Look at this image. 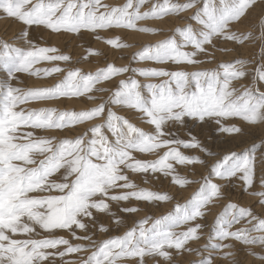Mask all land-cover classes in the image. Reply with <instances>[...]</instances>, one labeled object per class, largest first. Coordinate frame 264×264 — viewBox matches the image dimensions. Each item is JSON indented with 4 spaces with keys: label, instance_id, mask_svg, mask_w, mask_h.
<instances>
[{
    "label": "snow or ice",
    "instance_id": "obj_1",
    "mask_svg": "<svg viewBox=\"0 0 264 264\" xmlns=\"http://www.w3.org/2000/svg\"><path fill=\"white\" fill-rule=\"evenodd\" d=\"M257 6H264V0H125L116 5L103 0H0V14L24 26L22 46L0 40V68L7 73V80L0 82V264H127L129 260L146 264L145 257L171 262V250L195 253L199 259L189 264H214L217 257L238 264L233 242L245 246L248 255L264 261V255L253 251L254 247L264 249V217L234 202L227 203L215 217L203 250L188 246L190 241L200 239L204 225L198 221L224 196V185L213 178L228 182L238 178L244 191L258 198L264 207V179L259 190H251L255 183V153L264 149V138L251 146V152L240 155L231 151L208 165L202 156L187 155L181 148L198 150L204 157H216L217 153L190 131L184 139L174 130L186 129L189 121L212 123L220 134L235 136L243 134L244 127L225 121L238 119L247 126H264V62L250 71L248 66L254 61L239 57L213 68L196 67L212 62L214 55L209 49L234 51L218 47L217 42L243 46L260 40L264 53V16L260 18L258 36L253 31L233 28ZM193 9L191 19L198 29L190 24L176 27L172 36L143 46L131 59L189 65L195 70L117 66L111 62L87 73L59 64L34 68L41 61L72 62V57L60 53L57 47L37 46L29 38L34 27L77 37L90 32L107 46L123 49L131 45L119 36H100L99 31L156 34L161 30L139 22L160 21ZM175 34L181 38L179 41ZM188 48L191 51L185 50ZM93 55L102 53L89 47L80 59ZM18 73L64 75L52 86L23 88L12 83H22ZM127 73L131 75L121 78ZM249 75L250 85L233 86ZM136 76L146 82L141 83ZM113 79H117L113 89L99 86ZM154 80L159 82H151ZM73 98H82L92 106L81 110L21 107L33 101ZM117 107L138 113L150 130L118 114L114 110ZM97 120L100 122L92 123ZM85 123L89 127L74 138L35 134V130L64 131ZM137 154L155 158L142 159ZM175 165L207 166L210 171L194 181L180 175ZM129 173L140 174L145 183L149 176L159 173L180 188L192 183H199V188L166 214L145 216L122 235L94 239L90 225L99 232L109 231L99 222V215L112 217L117 225L123 223L112 211L113 203L120 206L121 212L131 214L140 209L121 202L134 199L160 204L173 199L166 192L139 187ZM242 221L244 226L234 227ZM182 226L183 230L177 231ZM59 231L68 233L71 240L57 235Z\"/></svg>",
    "mask_w": 264,
    "mask_h": 264
},
{
    "label": "rangeland",
    "instance_id": "obj_2",
    "mask_svg": "<svg viewBox=\"0 0 264 264\" xmlns=\"http://www.w3.org/2000/svg\"><path fill=\"white\" fill-rule=\"evenodd\" d=\"M103 2L116 5L123 4L125 0H103ZM180 2H184V0H180ZM199 6V5H198ZM147 7V6H146ZM145 9H142V11ZM194 9L184 12L179 16H170L166 17L160 21H142L139 22L141 25H146L150 27H156L161 31L156 34H146L140 33L137 31L131 30H111V31H99V35L103 37H114L119 36L121 40L131 47L123 48V49H113L107 46L103 41L97 40L95 35L90 32H83L81 37H77L72 34H52L50 30H45L41 28H33L29 32V38L39 47H57L60 53L69 54L72 57V62L65 64L64 62H47L41 61L39 64L34 65V68H51L59 64V66L64 68H80L84 72H95L100 68H103L107 63L111 62L117 66L131 65V67H162L168 70H176L178 67L183 68L185 70H195L193 66L189 65H174L171 63L168 64H156L151 61H143L137 62L132 60L131 57L133 53L142 49L143 46L148 44H154L155 42L164 39L168 36H172L174 34V29L176 27H184L186 25H192L194 29H198L199 25L197 22L191 17L194 14ZM263 12V13H262ZM264 16V6H257L254 8L250 14L243 19L240 23L233 25L235 30L239 32H247L253 31L257 36L259 35V22L260 18ZM4 19V20H3ZM6 20V21H5ZM6 23V24H5ZM24 26L16 21L15 19L7 18L5 15L0 14V40L8 41L15 46H22V31ZM4 31V32H3ZM11 31V32H10ZM5 33V34H4ZM176 35V39L179 41L181 38L178 34ZM17 36V37H16ZM21 38V39H20ZM218 43V47L231 48L234 49L232 52L222 53L217 49H209L210 52L213 53L214 59L212 62L203 63L196 67L198 68H213L217 63L222 61H231L234 58H245L253 60V64L248 66L249 71L260 63L264 62V53L261 52V41L256 40L255 42H246L243 46H237L233 43ZM93 48L98 50L102 55H93L89 56L87 60L80 59L85 55V50L87 48ZM186 51H191V48L185 49ZM248 51V52H246ZM200 59H204L205 57L200 56ZM77 60H80L77 63ZM2 72V73H1ZM4 74V75H3ZM63 73L53 74L51 76H43L41 73L39 76H30L27 73H18V81H12L14 86L23 87V88H35V87H48L57 83L63 76ZM131 75V73L125 74L124 77ZM135 78L139 79L141 83H145V79L143 77L136 76ZM118 79V78H117ZM117 79H113L109 82H103L100 87H106L113 89L116 86ZM7 80V73L0 68V82ZM151 82H159L158 80H154ZM251 84V76L244 78L243 80L234 82L235 87H240L241 85H250ZM264 88V86H262ZM145 94L146 90H145ZM100 95V94H98ZM104 97L107 96V93L103 94ZM92 103L87 102L86 100L81 99H61L58 101H33L28 103L27 105H22L24 108L31 109H39L41 107H56L59 110H81L87 107H91ZM115 111L118 114L125 116L131 122L136 124L139 127H142L146 130H150V127L142 123L139 119V114L133 110H128L124 108H115ZM100 121H93L92 123H99ZM227 124H240L244 127V132L241 135L235 136H227L220 134L215 130V125L212 123L209 124H194L191 121L188 122V127L186 129L176 128L175 131L178 132L179 136L184 139H188L187 133L190 131L193 136H195L201 143L207 146L210 150L217 153L216 157H204L202 153L198 150L193 149H183L181 151L187 155H200L204 159L207 160L208 165L214 163L216 159H218L223 154H226L231 151H235L240 155H244L246 152H251V146L256 143H260L261 139L264 138V126L259 127H251L244 125L242 121L238 119H229L225 121ZM89 127L88 123L83 125L76 126L72 129H67L64 131H49L42 132L40 130H35V134L37 136H57L58 138H74L82 134ZM32 130V129H27ZM105 133L109 135L111 138V134L107 132L105 129ZM91 134L89 133V136ZM138 158L142 159H154L155 157L146 154L140 155L137 154ZM256 159L254 161L255 167V183L253 189L251 190H259L260 189V181L264 179V149H258L255 153ZM176 171L182 175L187 177L190 180L200 181L202 177L209 175L210 169L207 166H181L175 165ZM129 177L133 180L139 187L147 188L153 191L166 192L173 197L170 202H164L160 204H150L148 202L131 200L129 202H121L124 206H135L140 209L136 213H123L120 211V206L113 203L111 205L112 211L116 213V215L123 221L122 224L117 225L114 223L113 218L108 215H99L98 220L100 223H103L108 227L109 231L107 233L99 232L96 228H93L91 225L89 226L92 232L94 233V239L103 240L108 237H114L118 235H122L127 229L131 228L135 222L144 218L145 216L159 217L160 215L166 214L170 210L173 209L174 205L179 203H184L198 188L199 183H192L184 188H180L179 186L173 185L170 182V178H165L161 174H155V177L149 176L148 182L145 183L143 177L140 174H132L129 173ZM214 179V182L220 183L224 185L222 187V192L224 196L222 199L216 201L214 204L210 206V210L207 211L205 217L198 222L203 224L204 227L200 231V239L196 241H190L189 247L191 248H200L203 250V246L208 244V236L211 232V226L214 223L215 217L223 210L224 206H226L229 202H234L239 206L250 207L253 212L258 215L264 217V207H261L257 202L258 198L248 195L244 189L242 182L239 181L238 178H233L230 182L221 181L218 179ZM245 225V222L242 221L241 224L235 225L234 227H242ZM185 226L177 229V231H182ZM39 231V229H38ZM83 234V233H81ZM57 235H63L66 238L71 240V237L68 233L59 231ZM73 243H77L78 241L73 240ZM235 244V248L233 251L235 252V259L238 261V264H264V261H260L259 259L248 255L247 249L245 246L240 243L233 242ZM172 251V261H164L159 257L150 258L145 257L146 264H189L192 260H197L199 257L195 255V253L188 254H178L175 250ZM253 251L264 255V249L260 247H254ZM205 255H207V251H205ZM127 264H137L136 260H129ZM214 264H230L228 260H221L217 257L214 261Z\"/></svg>",
    "mask_w": 264,
    "mask_h": 264
},
{
    "label": "bare ground",
    "instance_id": "obj_3",
    "mask_svg": "<svg viewBox=\"0 0 264 264\" xmlns=\"http://www.w3.org/2000/svg\"><path fill=\"white\" fill-rule=\"evenodd\" d=\"M263 13V12H262ZM4 20V19H3ZM6 21V20H5ZM6 24V23H5ZM4 32V31H3ZM11 32V31H10ZM5 34V33H4ZM17 37V36H16ZM21 39V38H20ZM246 52H248V51H246ZM2 73V72H1ZM4 75V74H3Z\"/></svg>",
    "mask_w": 264,
    "mask_h": 264
}]
</instances>
